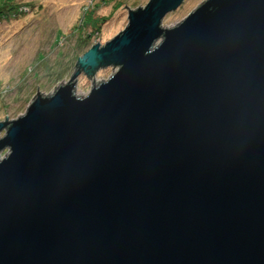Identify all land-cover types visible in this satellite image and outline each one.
<instances>
[{"label":"water","instance_id":"95a60500","mask_svg":"<svg viewBox=\"0 0 264 264\" xmlns=\"http://www.w3.org/2000/svg\"><path fill=\"white\" fill-rule=\"evenodd\" d=\"M183 1L0 121V264H264V0Z\"/></svg>","mask_w":264,"mask_h":264},{"label":"rangeland","instance_id":"374dc122","mask_svg":"<svg viewBox=\"0 0 264 264\" xmlns=\"http://www.w3.org/2000/svg\"><path fill=\"white\" fill-rule=\"evenodd\" d=\"M24 1L33 4L24 17L0 21V121L5 120L6 115L7 120H12L23 114L37 88L38 92L47 95L71 78L76 70V58L86 48L77 45L79 38L91 34L90 45H103L124 29L128 9L142 7L148 0ZM202 1L184 0L163 17L161 26L167 28L177 24ZM83 12L91 13L93 18H103L99 19L98 33H94L90 25L79 26ZM57 37L60 41L53 46ZM39 55L43 56V65L38 62ZM58 67L64 72L62 78L57 80V77L45 75ZM114 68L100 67L91 78L84 73L78 74L74 78L75 94L86 95L92 83L99 84L112 74ZM31 90L30 98L25 100L24 93ZM18 95L19 100L16 99Z\"/></svg>","mask_w":264,"mask_h":264},{"label":"trees","instance_id":"16d2710c","mask_svg":"<svg viewBox=\"0 0 264 264\" xmlns=\"http://www.w3.org/2000/svg\"><path fill=\"white\" fill-rule=\"evenodd\" d=\"M32 3L30 2H26L24 0H0V21L3 19H10V18H16L18 16L24 17V15H26V13L29 11V7H32ZM99 19H103V18H93L91 16V13H86L83 12L82 17L80 19V23L79 26L85 27L87 25H90L93 28V32L94 33H98L99 31V23L100 20ZM93 33V34H94ZM59 35V34H57ZM91 34H88V36H86V38H79L77 45L80 46L81 48L86 47L85 49H83L81 55L88 50L92 45H90V37ZM60 41V38L57 37L54 41L53 46H55L58 42ZM90 45V46H89ZM89 46V47H88ZM79 57V56H78ZM77 57V58H78ZM76 58V61H77ZM43 56L39 55L38 56V62H41V64L43 65ZM77 67V63L75 64ZM61 68H57L56 69H52L50 71H48L47 73H45V75H48L49 78L51 77H57V80L62 78L61 74H64V72L60 71ZM37 74V73H36ZM31 91H26L24 93V99L28 100V95H31L30 93ZM19 100V95L17 96V98ZM22 99V98H21Z\"/></svg>","mask_w":264,"mask_h":264},{"label":"flooded vegetation","instance_id":"af4514ba","mask_svg":"<svg viewBox=\"0 0 264 264\" xmlns=\"http://www.w3.org/2000/svg\"><path fill=\"white\" fill-rule=\"evenodd\" d=\"M97 70H98V69H97ZM97 70H96V71H97ZM81 71H82V70H81ZM96 71H95V73H96ZM81 73H84V72L82 71ZM95 73H94V74H95ZM84 74H85V73H84ZM94 74H93V75H94Z\"/></svg>","mask_w":264,"mask_h":264}]
</instances>
